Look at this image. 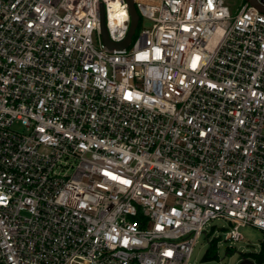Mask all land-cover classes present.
<instances>
[{"label":"built area","instance_id":"built-area-1","mask_svg":"<svg viewBox=\"0 0 264 264\" xmlns=\"http://www.w3.org/2000/svg\"><path fill=\"white\" fill-rule=\"evenodd\" d=\"M133 1L152 25L109 48L126 0H0V264H189L213 219L264 230V11Z\"/></svg>","mask_w":264,"mask_h":264},{"label":"rangeland","instance_id":"rangeland-1","mask_svg":"<svg viewBox=\"0 0 264 264\" xmlns=\"http://www.w3.org/2000/svg\"><path fill=\"white\" fill-rule=\"evenodd\" d=\"M232 10L235 11L245 0H228ZM152 21L148 18L140 16L139 23L133 35V41L141 34L143 28L150 27ZM19 131H23V127L16 123L14 125ZM209 236L203 234L194 247L189 264H237L241 258L240 252L251 253L258 252L264 241V230L257 228L251 224H245L240 227V231L244 237L241 240H229L226 237V231L230 229L229 223L222 219H213L207 226ZM216 242L214 247L215 259L203 260L204 255L210 247V239Z\"/></svg>","mask_w":264,"mask_h":264},{"label":"water","instance_id":"water-1","mask_svg":"<svg viewBox=\"0 0 264 264\" xmlns=\"http://www.w3.org/2000/svg\"><path fill=\"white\" fill-rule=\"evenodd\" d=\"M129 5V11L131 15V25L129 32L127 34V37L122 42H114L109 38L108 31L106 29L105 25V11H104V5H100V17H101V35H102V41L105 45H107L109 48H123L129 46L131 43L132 37L136 31L137 25L139 23L140 15L138 10L135 7L133 0H126ZM255 5H257L261 10L264 11V7H261L257 4L256 0H250ZM241 258L237 264H256L251 258L246 257L242 255L240 252Z\"/></svg>","mask_w":264,"mask_h":264},{"label":"trees","instance_id":"trees-1","mask_svg":"<svg viewBox=\"0 0 264 264\" xmlns=\"http://www.w3.org/2000/svg\"><path fill=\"white\" fill-rule=\"evenodd\" d=\"M215 246H216V242L213 241L210 244V247L207 250L206 254L204 255L203 260L215 259V257L217 256L216 254H214L213 251ZM243 254L244 256L253 258L257 262V264H261L264 261V241L261 244V248L258 252H251L249 254L243 253Z\"/></svg>","mask_w":264,"mask_h":264}]
</instances>
